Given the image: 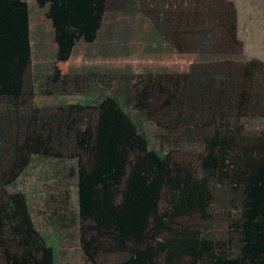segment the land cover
Wrapping results in <instances>:
<instances>
[{
	"label": "trees",
	"instance_id": "1",
	"mask_svg": "<svg viewBox=\"0 0 264 264\" xmlns=\"http://www.w3.org/2000/svg\"><path fill=\"white\" fill-rule=\"evenodd\" d=\"M35 2L55 51L30 93L32 10L22 1L0 11V264L25 250L60 264V235L38 231L27 194L10 191L40 161L76 166L97 223L96 251L85 249L92 264H264V78L224 69L243 51L237 10L226 0L159 5L156 50L196 55L187 73L78 76L56 65L98 40L109 0ZM113 253L127 256L99 262Z\"/></svg>",
	"mask_w": 264,
	"mask_h": 264
},
{
	"label": "rangeland",
	"instance_id": "2",
	"mask_svg": "<svg viewBox=\"0 0 264 264\" xmlns=\"http://www.w3.org/2000/svg\"><path fill=\"white\" fill-rule=\"evenodd\" d=\"M25 1L32 10L30 23L31 58L28 63V87L32 75L48 71L54 64L55 44L50 22L40 10L35 0H0V11L18 8ZM237 10V40L243 50L239 56H232V62L224 63L226 71L261 75L264 78V0H226ZM111 8V7H109ZM111 12V10H110ZM109 12V13H110ZM114 12V11H113ZM112 12V13H113ZM140 18L129 17L118 11L115 16L108 15L102 35L92 48L79 44L70 61L57 63V69L65 75L85 76L88 72L103 75L107 71L122 75L128 71L140 75L146 71H165L168 73H187L197 63L196 55H177L167 53L155 55L139 32ZM239 52V50H237ZM217 66V64H214ZM22 75L19 74V78ZM12 84V85H10ZM12 89L21 87L19 83H10ZM64 94L72 98L73 91ZM246 101L253 90L245 87ZM31 101L40 104L49 103L43 98L32 97ZM176 160L194 163L195 157L177 154ZM11 192H24L30 199L31 211L38 231L56 232L60 235V264H92L86 255L87 244L91 246V255L98 246L97 223L86 217V203L82 190L77 186L76 166L57 161H40L20 178ZM187 220H183V222ZM198 221H195L196 223ZM86 252V253H85ZM126 254L113 253L101 255L100 263L121 261ZM42 254L23 251L18 256L8 253L9 264H39ZM4 261H2L3 263ZM4 264V263H3Z\"/></svg>",
	"mask_w": 264,
	"mask_h": 264
},
{
	"label": "crops",
	"instance_id": "3",
	"mask_svg": "<svg viewBox=\"0 0 264 264\" xmlns=\"http://www.w3.org/2000/svg\"><path fill=\"white\" fill-rule=\"evenodd\" d=\"M159 5H163L165 9H170V10L174 9V7L176 6H181V8L184 9V7L187 6V0H109L106 17H105L103 28L101 30L99 38L102 35H106V36L110 35L109 31H107V33L104 34L105 28L109 30L112 29L110 25L105 26L106 20L108 19V15L115 16L118 11H122V13H124L125 15L129 17L138 16L140 18L139 32L143 36V39L145 40V42L148 44L149 51L159 56L162 54H167V53L168 54L173 53V54L180 55L178 53L168 51V50L164 52H158L156 50L158 42L157 40H154L153 37L151 36V28L153 26V23H152V20H153L152 18L154 16L153 13L159 10V8L161 7ZM95 43L93 45H86V46H88L89 48H92L95 45ZM128 72H131V71H128ZM107 73H113V72L107 71Z\"/></svg>",
	"mask_w": 264,
	"mask_h": 264
}]
</instances>
